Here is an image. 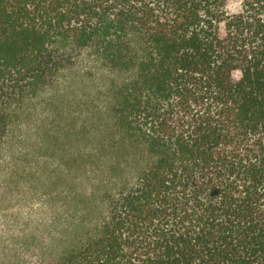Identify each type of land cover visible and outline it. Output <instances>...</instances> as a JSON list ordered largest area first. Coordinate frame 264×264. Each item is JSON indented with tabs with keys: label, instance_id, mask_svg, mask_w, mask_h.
Returning a JSON list of instances; mask_svg holds the SVG:
<instances>
[{
	"label": "trees",
	"instance_id": "1",
	"mask_svg": "<svg viewBox=\"0 0 264 264\" xmlns=\"http://www.w3.org/2000/svg\"><path fill=\"white\" fill-rule=\"evenodd\" d=\"M238 2L0 0L3 173L58 169L10 264H264V0Z\"/></svg>",
	"mask_w": 264,
	"mask_h": 264
},
{
	"label": "rangeland",
	"instance_id": "2",
	"mask_svg": "<svg viewBox=\"0 0 264 264\" xmlns=\"http://www.w3.org/2000/svg\"><path fill=\"white\" fill-rule=\"evenodd\" d=\"M238 1L227 0L226 10L237 12ZM36 157L31 154L25 161H17L6 173L0 160V264L25 256L23 239L42 216V182L51 181V173H58L55 164L43 163L46 157H41L38 165Z\"/></svg>",
	"mask_w": 264,
	"mask_h": 264
}]
</instances>
